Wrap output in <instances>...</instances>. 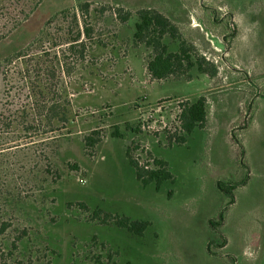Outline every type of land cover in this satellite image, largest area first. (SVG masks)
Returning <instances> with one entry per match:
<instances>
[{"label": "rangeland", "instance_id": "obj_1", "mask_svg": "<svg viewBox=\"0 0 264 264\" xmlns=\"http://www.w3.org/2000/svg\"><path fill=\"white\" fill-rule=\"evenodd\" d=\"M147 8L215 77H148L152 51L132 39ZM0 63V264H264V0H0ZM208 91L216 132L171 146L134 132L137 106ZM52 101L72 114L50 132ZM127 152L172 181L144 187Z\"/></svg>", "mask_w": 264, "mask_h": 264}, {"label": "trees", "instance_id": "obj_2", "mask_svg": "<svg viewBox=\"0 0 264 264\" xmlns=\"http://www.w3.org/2000/svg\"><path fill=\"white\" fill-rule=\"evenodd\" d=\"M87 6V4L79 5L80 11L82 12V9H86ZM119 18L121 22L127 20L126 15L124 17L120 16V12ZM136 18L137 22L134 25L132 39L133 43L142 44L145 48L152 51L151 58L145 66L148 77L151 78V80H162L170 76H183L185 71L188 72L193 68H195L199 74H206L210 78L215 77L216 68L207 63L203 58L194 57L192 53L194 52L193 46L181 39L178 28L164 14L154 9H139L136 12ZM86 34H88V31H86ZM165 36L170 38V43H177V51L171 52L169 50V44L164 42ZM31 92H34V90L31 89ZM41 92L43 91H38L37 95H40ZM47 110L49 111V116L45 118L50 132L59 130L60 128L63 129V126L67 125L71 120L72 111L67 101H65V103L52 101ZM207 114L206 99L203 96L191 103H185L181 113L183 131L179 136L165 139L167 143L170 146L183 145L186 143L195 130H200L204 127ZM134 132H138V130ZM92 134L98 135V133L95 132ZM114 135L119 136L117 133H114ZM84 142L86 147H94V145L98 144L100 141L92 137H87ZM126 155L129 164L135 169L137 180L140 181L144 187L150 183H154L155 189L158 190L163 182L172 181L173 177L169 173L167 165L163 160L155 159L154 169L145 170L139 167L138 164L130 158L128 152ZM99 213H101V211L97 209L93 213V217H98ZM109 219L112 220L116 226L126 228L129 232L137 235H141L149 225L148 222H132L126 218L115 219L106 215L101 221L105 223L107 222L106 220ZM2 230L4 229L2 228Z\"/></svg>", "mask_w": 264, "mask_h": 264}, {"label": "built area", "instance_id": "obj_3", "mask_svg": "<svg viewBox=\"0 0 264 264\" xmlns=\"http://www.w3.org/2000/svg\"><path fill=\"white\" fill-rule=\"evenodd\" d=\"M184 100V101H183ZM178 100L174 103V108L170 109L172 103L170 101H160L154 105H147L141 109V105L137 106L139 117L137 120L138 131L144 134H150L154 137L163 136L165 139L168 137L179 136L183 131L181 113L183 105L187 100ZM146 151L144 153L146 154ZM139 167L145 170H152L154 160L148 158L144 163L135 159ZM152 167V168H151Z\"/></svg>", "mask_w": 264, "mask_h": 264}, {"label": "crops", "instance_id": "obj_4", "mask_svg": "<svg viewBox=\"0 0 264 264\" xmlns=\"http://www.w3.org/2000/svg\"><path fill=\"white\" fill-rule=\"evenodd\" d=\"M188 82H190V81H188ZM208 92H210V91H208ZM211 96H213V93H209V94H207V95H204V98L206 99V104H207V108H208V105H210L209 106V114H207V117H206V122H205V125L206 124H208V126H209V128H207V129H204L205 128V125H204V130H207L208 132H216V130L218 129V125H219V118H218V113H217V110L216 109H212V106H211V103H210V98L209 97H211ZM183 97H185V96H183ZM178 98V97H177ZM214 98V97H213ZM214 100H217L218 101V99H216V98H214ZM217 103V102H216ZM215 108H216V105H215ZM213 110H214V118H213V115H212V112H213ZM215 110H216V112H215ZM213 118V119H212ZM213 124V125H212ZM202 130V129H201ZM225 132H226V140L227 139H229V133H228V131H227V126H225ZM192 136V135H191ZM187 142V141H186ZM184 144H186V143H184ZM157 159H160V158H157ZM161 160V159H160ZM165 162V161H164ZM166 163V162H165ZM166 165H167V163H166ZM167 168H168V165H167ZM169 171V170H168ZM170 173V172H169ZM171 174V173H170ZM172 175V174H171ZM172 177H173V175H172Z\"/></svg>", "mask_w": 264, "mask_h": 264}]
</instances>
